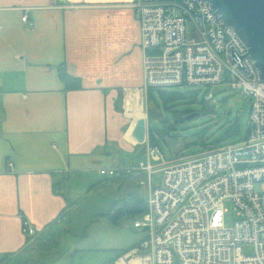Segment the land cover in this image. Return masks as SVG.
<instances>
[{
    "label": "crops",
    "instance_id": "obj_1",
    "mask_svg": "<svg viewBox=\"0 0 264 264\" xmlns=\"http://www.w3.org/2000/svg\"><path fill=\"white\" fill-rule=\"evenodd\" d=\"M133 2L0 0V257L13 254L1 264H28L23 219L40 232L68 201H78L71 211L80 203L83 197L70 195L73 175L94 169L107 182L113 165L104 167L102 157L116 156L117 164L142 159L131 136L135 121L146 114ZM60 66L80 79V88L66 87ZM60 180L65 196L53 190ZM111 182L116 199L138 194V179ZM65 236L46 264H67L68 256L92 250L72 251L71 244L84 236L69 245Z\"/></svg>",
    "mask_w": 264,
    "mask_h": 264
},
{
    "label": "built area",
    "instance_id": "obj_2",
    "mask_svg": "<svg viewBox=\"0 0 264 264\" xmlns=\"http://www.w3.org/2000/svg\"><path fill=\"white\" fill-rule=\"evenodd\" d=\"M132 7L144 92L204 85L209 101L210 89L226 84L249 98V129L240 139L175 158L146 140L141 160L108 169L110 177L141 178L148 188L146 209L132 222L144 235L109 264H264V190L254 189L264 181V80L242 39L206 0H134ZM226 202L234 213L230 226ZM21 232L36 233L27 219Z\"/></svg>",
    "mask_w": 264,
    "mask_h": 264
},
{
    "label": "rangeland",
    "instance_id": "obj_3",
    "mask_svg": "<svg viewBox=\"0 0 264 264\" xmlns=\"http://www.w3.org/2000/svg\"><path fill=\"white\" fill-rule=\"evenodd\" d=\"M182 89L185 91L198 89L202 93L208 91V88L204 87V85H185ZM210 90L213 93V98L206 104L209 107H213L214 111L207 114L200 113L190 120H186V122L177 124L176 131L181 134L191 135L194 132L209 127L208 134H212L211 139H215L223 133L230 121L237 120L239 133L229 141L244 137L249 129V98L242 91L231 88L226 84L216 85ZM198 98L199 100L190 106L194 109L201 110L202 104L200 102V96ZM223 112H227V115H222ZM221 115V118L216 117ZM160 146L164 148L163 154L165 157L170 158L166 147L163 144H160ZM193 151H198V148L193 146L187 150V152ZM128 156L125 157L126 161L130 159ZM101 162L104 167L113 165L111 168H115L119 165L117 164L116 156L102 157ZM104 178L105 176L100 175L92 169L73 175L68 182L70 195L73 198L83 197V199L71 211L72 232L65 236L64 240H67V244L69 245L70 239H75L76 236L83 234L84 237L81 240L71 244L72 251L75 247L91 248L92 250L85 253L86 255H83L84 257L76 254L73 257L68 256L66 258L67 264L71 262L77 264L79 261L82 264H102L109 258L115 256L118 250L127 249L132 243L141 239L144 235L142 232L132 228V218L123 217L118 224H114L110 216L106 214L108 213L111 202L117 198L118 188L111 181L105 182L103 180ZM133 178L137 179L136 177ZM159 180L160 173L155 172L152 176V181L156 183ZM129 182L134 183L133 180H129ZM94 183L96 186L88 189L89 185ZM128 187V185L124 186L123 189H127ZM136 189L139 195L146 197L148 188L145 183H139L138 181V187H134V190ZM254 189L257 192L263 191L264 181L255 182ZM120 196L118 197L120 198ZM225 205L228 208V212L225 215L224 221L226 226H230L234 219V213L231 212L232 207L230 203L226 202ZM64 240L62 244L65 242ZM62 244L60 247L61 250L63 248ZM60 254L55 255V257L60 256ZM71 258H74L73 261Z\"/></svg>",
    "mask_w": 264,
    "mask_h": 264
},
{
    "label": "trees",
    "instance_id": "obj_4",
    "mask_svg": "<svg viewBox=\"0 0 264 264\" xmlns=\"http://www.w3.org/2000/svg\"><path fill=\"white\" fill-rule=\"evenodd\" d=\"M59 76L69 89L80 88V79L69 75L63 66L59 67ZM185 85L172 87L168 89L148 88L145 93L146 100V125H147V140L150 145L158 146L162 152L163 144L168 150L170 158H175L180 155H186L193 152H187L193 146L198 148V151L216 147L226 143L239 133V125L237 120L230 121L223 133L215 139H211L212 134H208V128L201 129L191 135L181 134L176 131V125L186 122V116L194 113L207 114L214 111L213 107H209L204 96L205 92L200 90H183ZM202 104L201 110L194 109L190 105L199 100ZM195 115V116H196ZM222 115L226 116L227 112ZM221 116H216L221 118ZM178 144V145H177ZM141 146L140 153L143 156L144 145ZM177 145V146H176ZM191 151V150H190ZM136 163V162H134ZM133 164V163H130ZM127 165V164H119ZM110 181H121V178H108ZM93 185V187H95ZM53 190L65 196L62 180L53 183ZM78 202H67L61 213L44 229L36 232L33 235H27L29 243L24 249L25 260L28 264H46L50 259L53 251H56L65 235L71 233V206ZM146 209V200L137 193L128 194L124 199H115L111 202L108 214L114 224H118L123 217L135 219L141 215ZM127 249H121L116 252V255L103 264L113 262L121 253ZM12 253H5L0 257V264L12 257Z\"/></svg>",
    "mask_w": 264,
    "mask_h": 264
},
{
    "label": "water",
    "instance_id": "obj_5",
    "mask_svg": "<svg viewBox=\"0 0 264 264\" xmlns=\"http://www.w3.org/2000/svg\"><path fill=\"white\" fill-rule=\"evenodd\" d=\"M216 16L233 27L244 42L247 52L264 80V0H206ZM196 114L186 116L190 120ZM146 114L139 117L131 130L135 142L147 137Z\"/></svg>",
    "mask_w": 264,
    "mask_h": 264
}]
</instances>
